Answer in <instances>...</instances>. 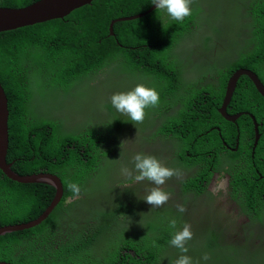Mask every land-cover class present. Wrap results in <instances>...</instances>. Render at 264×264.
Instances as JSON below:
<instances>
[{
  "label": "trees",
  "instance_id": "trees-1",
  "mask_svg": "<svg viewBox=\"0 0 264 264\" xmlns=\"http://www.w3.org/2000/svg\"><path fill=\"white\" fill-rule=\"evenodd\" d=\"M35 1L0 0V6L24 7ZM203 2L194 0L192 14L183 22L172 20L166 12H157V7L139 18L118 21L114 24L115 35H110L109 28L113 19L145 12L156 6L152 0H93L65 18L0 32V81L8 94L10 111L7 163H12V170L19 175L50 173L59 175L65 184L63 201L45 222L33 229L0 237V261L12 264H164L175 231L169 227V220H177V229L184 225L181 213L172 206L166 207L163 219H158L145 233L131 230L123 233L126 227L122 223L129 213L120 204H99L94 207L98 210L73 222V210L80 199L85 198V193L95 198L101 193H107L104 198L111 197L112 185L105 182L110 171L107 167L114 160L110 158L113 150L116 149L117 155L120 153L119 147L114 146L111 130L105 133L102 124L89 123L82 129L66 132L65 123L75 119L65 115L62 120L45 122H39L34 116L31 121L26 119L30 106L45 95L49 104L56 103V97L77 90V85L94 89L93 82L112 73L115 77L111 80V91H128L144 83L159 92L158 107L146 109L153 111L147 118L160 125L153 139L161 140L163 145L165 139H170L169 144L180 143L181 152L173 164L182 173L186 167H197L191 176L179 180L185 183L181 194L187 200L202 195L196 200H208V212L225 213L228 225L230 220L235 223V219L224 212L220 199L224 204L226 198L233 199L254 222L251 229L256 231L246 232L242 241L230 246L227 243L224 246L220 238L211 239L206 249L217 252V259L200 264H264V231H261L264 229V161L257 163L258 169L251 167L252 164L244 168L235 164V159L246 148L250 155L253 153L255 123L251 116L244 115L234 124L219 113L227 82L235 71L253 70L264 83V3L246 10L243 27L248 37L242 47L233 51L232 58L224 59L220 68L218 64L212 67L217 69V80L198 87L196 83L185 82L176 49L196 31L204 14ZM237 30L229 26L226 31L233 36ZM208 40L206 37L207 44ZM204 79L202 75L200 80ZM46 83L53 84L48 86L49 94L42 88ZM33 88L37 92H33ZM102 101L100 107L118 118L124 132L126 126H136L132 121L120 122L112 104H101ZM232 105L229 113L248 112L257 118L259 125L264 124V97L248 76L241 78ZM259 133L262 138L257 152L264 151L261 126ZM238 138L240 152L237 155L228 152L232 160L227 164L221 149L223 141L237 145ZM138 152L150 154L143 149L135 153ZM213 152L218 155L216 163ZM225 166L232 170L230 190L213 194L209 188L211 178L215 172L225 171ZM93 179L99 184V191L89 188ZM69 182L79 184V197L67 188ZM55 193L56 189L50 184L18 183L0 169V227L36 218L51 203ZM178 193L179 188L171 189V195ZM87 222L93 223V227L82 226ZM115 229L121 238L115 237ZM245 250L255 259L244 258ZM170 264H174L173 259Z\"/></svg>",
  "mask_w": 264,
  "mask_h": 264
},
{
  "label": "rangeland",
  "instance_id": "rangeland-1",
  "mask_svg": "<svg viewBox=\"0 0 264 264\" xmlns=\"http://www.w3.org/2000/svg\"><path fill=\"white\" fill-rule=\"evenodd\" d=\"M203 1L204 14L198 21L196 31L186 37L176 49V54L181 62L180 69L189 79L197 80L198 84H206L217 80L216 70L212 69L208 71V69L217 64L220 66L224 59L233 57V51L242 47L243 42L248 37L244 33V13L252 5L264 3V0ZM229 26H232L233 30L235 28L238 29L233 33V36L230 35L232 33L226 31ZM239 33L242 34L238 35ZM206 37H209L208 44L206 43ZM202 75H205L204 81L200 80ZM113 77L115 75L112 73L103 75L97 81L96 88L94 89L86 88L84 85H77V90H71L66 94L56 97V103L51 101V104H49V99L45 95L42 100L35 101L33 104L34 118L39 122H45L52 119L59 120L65 115L71 119H75V121L65 123L67 132H72L73 128L82 129L85 123L89 122L94 126L102 124V128L107 133L118 121V118L111 116L107 110L105 111L104 108H101L100 100L103 99L101 104H108L111 102L110 97L114 93H117L111 91L113 89V84L111 83ZM49 81L56 82L51 79ZM48 83L42 88H44V92H48L49 94L50 89L48 86L53 84L48 85ZM194 97L193 95L190 96L191 99ZM99 111L103 113L97 114ZM119 115V121L126 123L128 117L121 113ZM159 126L153 119L145 118L143 123L131 127L136 130L142 127L138 130V135L140 136L139 143L131 145V137L125 136V140L123 141L127 147L126 151L118 155L107 167V170L110 169V171L106 174L108 178L105 179V182L112 185L109 194H112L114 197L104 198L107 193H101L98 198H95L94 195H85V193L83 195L85 198H81L77 204V208L73 210V222L77 223L78 220L84 218L90 212L98 210L94 209V207L99 204H114L118 200H121L119 204L123 205L126 212L129 213L125 223H122L126 227L122 229L123 233H127L128 230L145 233L152 225L158 222V219H163L166 207L170 208L172 206L177 210V205L183 204L186 207V212L181 213L183 224L186 222L190 223L192 226L191 230L194 233L193 238L187 242L186 246L189 251L186 255L192 258L193 264H196V262L200 264L205 261L203 259L205 254H208L210 257L208 260H215L218 253L214 250L206 249L211 239L218 241L220 238L223 240L222 244L224 246L225 243L230 246L234 242L242 241L246 232L256 231L255 229H251V226L254 224L252 218L242 210L238 211L237 207H235L237 201L226 198V203L224 204L222 203V199H220L224 212L235 219V223L230 220L229 225L225 213L207 211L208 200L173 199L168 200L162 207L152 208L150 204L143 200L152 188V183L148 180L139 183L134 181L127 183L125 181L127 177L121 174V168L125 166L132 170L133 175L137 174L132 158L136 154L135 152L141 149L155 155L166 166L177 169L172 162L167 160L170 154L162 146V142L153 139V136L158 132ZM126 128L132 135L138 133L134 132L129 126H126ZM94 180L90 183L89 188L91 190H98L99 184H97V181L94 182ZM215 183L213 186H215ZM172 188H176V182L168 183L165 191L171 194ZM82 226L90 229L93 227V223L87 222ZM261 231H264V229H261ZM180 255L179 249L171 246L165 255L164 264H170L171 259L175 261ZM244 258L255 259L253 254L247 250L244 251Z\"/></svg>",
  "mask_w": 264,
  "mask_h": 264
},
{
  "label": "clouds",
  "instance_id": "clouds-1",
  "mask_svg": "<svg viewBox=\"0 0 264 264\" xmlns=\"http://www.w3.org/2000/svg\"><path fill=\"white\" fill-rule=\"evenodd\" d=\"M193 2H194V0H152V3L154 5H156V7H157V12H166V14L172 20L178 21V22H183L186 17L191 16V14H192L191 5ZM164 27H165V25H164ZM113 28H114V26H113ZM165 29H166V27H165ZM110 35H115V32H114V34L110 33ZM177 57H178V55H177ZM218 68H220V66ZM212 69L213 68H209L208 71H211ZM215 70H216V75H217V69H215ZM184 80L187 83L191 82V79H189L185 75H184ZM96 83L97 82L92 83V88H93V85H96ZM196 86H197V83H196ZM32 90H33V92H37L36 88H33ZM233 97H234V95H233ZM110 101H111L110 103L112 104V106L115 110V113L117 115H119V113H121V114L128 117V121H132L135 125H138V124L143 123L145 118L151 116L150 112L152 110L146 111V109L158 107V105L160 103V94L155 87H150V86L145 85L144 83H139L134 88H132L131 90L114 93L110 97ZM8 103H9V101H8ZM8 109H9V104H8ZM32 109H33V112H32ZM227 111H228V108H227ZM239 114H243L242 116H244L245 114L249 115V116L253 115V114H250L248 112L247 113L231 114V115H239ZM33 116H34V107L30 106V113L26 119L28 121H31V120H33ZM9 117H10V111H9ZM9 117H8V122H9ZM63 117H64V115H63ZM62 118H60L59 120H62ZM257 122H258V120H257ZM88 124H89V122L85 123L84 127H87ZM258 124H259V122H258ZM129 127L131 128V126H129ZM110 130H111V134L113 135L112 139H113L114 146H116V148L119 147L120 153L118 155H120L121 153H124L127 149V147L123 141V140H125V136L128 138L131 137V139H132L131 145H133V143L138 144L140 141V136L138 135L139 134L138 130H140V129H138V130L132 129V130H134V132H138L137 134L132 135L127 128H125V132H124V130L121 127H119L118 122H116L110 128ZM255 130H256V125H255ZM66 132H67V130H66ZM259 135H260V133L258 132V134H257V132H256V143H255V147H254V155H255V152H257L256 149H257V144L259 141V139H257V136H259ZM8 136H9V133H8ZM259 138H260V136H259ZM165 141H166L165 142L166 144H169L171 142L170 139H165ZM166 144L165 145L162 144V146L166 147ZM227 144L229 145L232 143H228V142L223 141L222 146L223 145L227 146ZM237 145H238V148H235L234 151H238V149H239L240 138H238ZM237 145H233V146H237ZM224 146H223V150H226V148ZM118 155H117L116 149H115V150H113V153L110 155V158L115 159ZM132 159H133L134 168H135V171L137 174L133 175L132 170H130L128 167H126V166L122 167L121 168V174L123 176L129 178V180H127L126 182L130 183V182L134 181V182L139 183V182H143L144 180H148L149 182L152 183V188L149 190L148 194L143 198V200H145L148 204H150L152 206V208H159V207H162L163 205H165L168 202V200L170 199V193L165 191L162 186L166 183L167 180L171 179L174 176L177 178H182V176H183L182 171L179 169H174V168L166 166L159 158H157L155 155H152V154H146V153L138 152L133 156ZM56 176H59V175H56ZM67 188L76 196V198L79 197V195L81 193V187L79 186V184L74 183V182H69L67 184ZM220 189L226 190V181L218 179L215 183V186L212 189L213 194H215L216 191H218ZM64 194H65V189H64ZM112 197H114V196L111 194L110 198H112ZM119 201H121V200H118L117 202H115L114 205L119 204ZM125 203H127V202H125ZM177 211L180 213H184V212H186V207L183 204H178L177 205ZM45 220H44V222H45ZM176 226H177V220L175 218L170 219L169 220V227L171 229H174L175 231H174L172 239L170 240L169 243L172 246L179 249V251L181 253V255L174 261V264H193L192 258L190 256L186 255V253H188V251H189L188 247L186 246L187 242L189 240H191L193 238V235H194V233L191 230L192 226L190 223H187V222L184 223L182 229H177ZM209 258L210 257L208 256V254H205L203 256V259L205 261H207ZM196 264H199V262H196Z\"/></svg>",
  "mask_w": 264,
  "mask_h": 264
},
{
  "label": "water",
  "instance_id": "water-1",
  "mask_svg": "<svg viewBox=\"0 0 264 264\" xmlns=\"http://www.w3.org/2000/svg\"><path fill=\"white\" fill-rule=\"evenodd\" d=\"M92 1L93 0H38L25 7H0V32L29 26L34 23L45 22L56 18H65L74 10L84 5L91 4ZM155 8L156 6H153L145 12L113 19L110 23V33L114 34L113 26L115 22L139 18L144 14L153 12ZM244 76H248L254 82L257 90L259 91L261 96L264 97V83L256 72L245 68H241L235 71L228 80L225 97L222 106L219 109V113L222 115V117L226 121L234 124H237L238 120L242 117L243 114L231 115L228 113L227 108L231 103L235 91H237L241 78ZM251 116L255 122L256 132L258 134L259 124L256 117L254 115ZM8 117V94L6 93L5 88L0 82V169L3 171V174L6 177L18 183L51 184L56 188V194L51 203L38 217L30 219L25 223H18L15 225H6L0 227V237L5 236L6 234L33 229L41 225L64 199L65 187L62 179L54 174L39 173L23 176L15 173L12 170L13 164L7 163V152L9 145ZM257 139H259V136H257ZM0 264L12 263L0 261Z\"/></svg>",
  "mask_w": 264,
  "mask_h": 264
},
{
  "label": "flooded vegetation",
  "instance_id": "flooded-vegetation-1",
  "mask_svg": "<svg viewBox=\"0 0 264 264\" xmlns=\"http://www.w3.org/2000/svg\"><path fill=\"white\" fill-rule=\"evenodd\" d=\"M0 7H9V6H0ZM191 82L193 83H197V80H194V79H191ZM197 86L199 87V84L197 83ZM200 95L204 96L202 93H199ZM208 98V97H207ZM233 99V98H232ZM200 106V105H199ZM221 107V106H220ZM229 109H233V105H232V101L230 103V105L228 106V110ZM229 113V112H228ZM242 113H247V112H242ZM229 114H232V113H229ZM150 115L152 116L153 115V111L150 112ZM246 115V114H245ZM261 128L264 129V124H260ZM260 138H262V134L259 135ZM260 138H259V141H260ZM259 141H258V144H257V147L259 145ZM256 143V142H255ZM255 143H254V146L253 148L255 147ZM224 146V145H223ZM223 146L221 147L222 149V153L226 156L227 158V164L232 160V156H229L227 153H232V154H235L237 155L238 152H240V149H241V144L239 145V149L238 151H234L235 148H238V145L237 146H233L232 144H227V146H224L226 148V150H223ZM166 150L169 151V154L170 156L167 158L168 161H171L173 163L174 159L178 158L179 157V153L181 152V147H180V144L179 142L177 141L176 143H172V144H169L168 146L164 147ZM230 148V149H229ZM257 150V149H256ZM221 152V151H220ZM221 154V153H220ZM219 154V155H220ZM213 155L216 157V160L214 163H216V161L218 160V155L213 152ZM263 162L264 161V151L261 150L259 152H255V155H254V149H253V153L252 155H250L249 153V148H246L243 152V154H241V156H239L237 159H235V164H239V167H243L247 164H252L251 167H254L256 169H258V166H257V163L258 162ZM249 167V168H251ZM196 166H193L191 168H188L186 167L183 171H185L183 173V176L182 178H188L189 176L192 175V173L196 170ZM225 171H221V172H215L211 178V181L209 183V188L210 189H213V184L219 179V180H224L226 181V190L224 189H220V190H223L224 192L228 193V191L230 190V187H231V184H230V180H231V172L232 170H229V167L228 166H225L224 168ZM181 178H177V177H172L171 179L167 180L166 183L162 186L164 190H166L167 188V184L168 183H171V182H176V187L179 188V193L178 194H175V195H171L170 194V199L169 200H173V199H187L185 198V195L181 194L182 190H183V187L185 185V183H182L181 181H179ZM206 182V181H205ZM218 190V191H220ZM200 197H202V195H199L198 198H189L190 200H196V199H199ZM235 207H237V210L240 211L241 210V206L237 203H235ZM130 230H128L127 233H129ZM114 233L116 234L115 237H119L121 238L118 234H117V230L115 229L114 230ZM124 239V238H122ZM130 254H132V251H129Z\"/></svg>",
  "mask_w": 264,
  "mask_h": 264
},
{
  "label": "bare ground",
  "instance_id": "bare-ground-1",
  "mask_svg": "<svg viewBox=\"0 0 264 264\" xmlns=\"http://www.w3.org/2000/svg\"><path fill=\"white\" fill-rule=\"evenodd\" d=\"M190 101V100H189Z\"/></svg>",
  "mask_w": 264,
  "mask_h": 264
}]
</instances>
